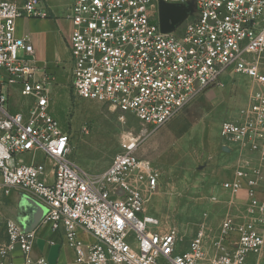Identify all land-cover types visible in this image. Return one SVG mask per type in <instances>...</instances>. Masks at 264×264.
<instances>
[{"label":"built area","instance_id":"obj_1","mask_svg":"<svg viewBox=\"0 0 264 264\" xmlns=\"http://www.w3.org/2000/svg\"><path fill=\"white\" fill-rule=\"evenodd\" d=\"M164 1L194 8L171 32L161 30L159 0H73L66 15L71 86L82 99L160 127L206 90L224 87L227 73L246 77L245 105L220 128L225 147L255 155L222 184L232 197L245 192V211L231 206L216 229L203 222L179 251L183 234L146 213L159 175L138 156L133 134L102 171L72 157L71 137L51 112L56 78L47 62L38 63L30 38L17 33L20 18L49 16L42 0H0V189L45 205L40 225L64 227L78 263L250 264L264 248V0ZM80 231L94 241L85 243ZM5 233L1 262L19 249V264H48L33 256L37 229L8 219Z\"/></svg>","mask_w":264,"mask_h":264},{"label":"rangeland","instance_id":"obj_2","mask_svg":"<svg viewBox=\"0 0 264 264\" xmlns=\"http://www.w3.org/2000/svg\"><path fill=\"white\" fill-rule=\"evenodd\" d=\"M64 1L58 16L61 20L66 19L73 2ZM44 8L50 16V10ZM57 27L56 42L61 43L62 55L59 61L48 64V71L56 78L50 92L51 112L71 137L74 159L92 172L102 171L121 151L122 142L133 134L140 144L138 156L150 161L159 175L156 190L148 195L146 213L158 217L162 227L176 228L183 234L179 250L203 222L216 229L231 206L235 213L245 211V197H232L222 187L235 167L236 157L225 150L220 128L245 105L250 91L246 77L227 73L222 77L224 87L206 90L166 124L154 127L130 113L75 94L66 29ZM35 57L38 59L36 54ZM38 63L46 61L39 58ZM16 100L22 101L20 97ZM212 196L218 201H213ZM9 198L0 189V200ZM261 230L264 233V224ZM249 263L264 264V248L258 255L251 254Z\"/></svg>","mask_w":264,"mask_h":264},{"label":"crops","instance_id":"obj_3","mask_svg":"<svg viewBox=\"0 0 264 264\" xmlns=\"http://www.w3.org/2000/svg\"><path fill=\"white\" fill-rule=\"evenodd\" d=\"M65 3L66 2L64 0H42L41 8L44 10H46L44 7L48 8L50 10V16L43 18L24 17L20 18L17 22L18 35L29 37L34 45L35 54L38 59L40 58V60H44L48 64L59 61L62 55L61 43L59 42L58 45V42H56L57 36L55 34V29L58 30L57 26H65V36H67L65 40H67L71 34L72 24L69 19L66 18L61 20L58 17ZM58 23L59 25H57ZM227 148V151L229 152L228 154H233L236 157L234 161L235 164L233 163L235 167L230 175H228L227 180H229L233 178L234 171L240 164H252V159L255 158V155L251 152H249L248 155L242 154L235 147L229 146ZM31 157V153H27L22 156L26 162L30 161ZM37 158L38 160H42L43 154L38 153ZM8 195L10 196L8 200H0V242L7 238L5 225L8 219L16 221L23 226V223L29 221L31 218L30 213H32L34 209L37 210L34 205H29L25 199L27 195L34 198L31 194L15 189ZM242 195L246 200L247 197L245 192H242L241 196ZM260 196L264 198V189L260 191ZM36 229L37 237L33 249V256H45L48 264H82L76 262L75 250L66 242L64 227H61L59 230H52L46 225H39ZM79 238L85 243H92L94 241L93 236L85 231L79 232ZM185 244L182 245V248L179 251H183L187 248L188 242ZM21 260L20 250L16 249L12 258L9 260L7 259L4 262H1L0 259V264H19Z\"/></svg>","mask_w":264,"mask_h":264},{"label":"water","instance_id":"obj_4","mask_svg":"<svg viewBox=\"0 0 264 264\" xmlns=\"http://www.w3.org/2000/svg\"><path fill=\"white\" fill-rule=\"evenodd\" d=\"M158 9L161 30L163 32H171L194 8L191 5H178L165 2L164 0H159ZM225 150H228V148L225 147ZM25 199L29 205H34L37 209H34V211L30 213L31 218L29 221L23 223V228L26 231H32L40 225L47 213V207L29 195H27Z\"/></svg>","mask_w":264,"mask_h":264}]
</instances>
